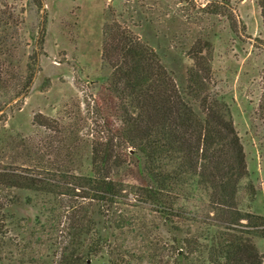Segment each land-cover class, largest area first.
Here are the masks:
<instances>
[{
  "label": "rangeland",
  "instance_id": "rangeland-1",
  "mask_svg": "<svg viewBox=\"0 0 264 264\" xmlns=\"http://www.w3.org/2000/svg\"><path fill=\"white\" fill-rule=\"evenodd\" d=\"M43 2L44 8L39 11L30 0H0L7 15H13L5 34L14 33L8 43L16 42L17 47L12 56L16 65H10L14 84L26 74L29 54L46 20L44 52L34 80L25 94L0 112L1 167L32 168L35 164L54 172L89 169L86 99L93 101L111 75V68L102 60L103 28L106 23L116 22L155 48L180 86L185 85L193 64L191 47L200 40L212 44L218 86L230 96L232 117L258 189L253 210L264 214V137L255 127L260 123L256 100L264 85V48L256 41L264 39V27L257 0ZM216 2L225 4V13L214 15L206 9L207 4ZM19 13L20 18L24 17L22 24L15 21ZM5 30L0 32V39ZM4 90L0 89V100L7 97ZM69 152L73 163L61 162L58 167L55 162L63 161ZM132 159L118 171L117 178L123 181L122 198L93 206L94 219L108 241L97 256L84 255L86 264H198L196 239L209 225L208 219L199 221L198 216L203 219L213 214L207 200L180 198L182 215L174 217V222L166 221L154 206L142 200L140 193L147 184V175L141 156L134 155ZM11 195L12 202L0 196V219L4 213L9 215L0 235L13 242L0 251V264H19L12 256L22 255L36 257V264H58L65 234L63 209L57 208L55 218L43 225L48 215V197L23 189H14ZM29 195L30 203L26 201ZM119 214L126 217L124 228L116 226ZM183 237L194 240L192 248L179 250L175 239ZM31 240L32 244L23 248ZM256 242L264 254V239L257 238ZM179 252L185 256L182 258Z\"/></svg>",
  "mask_w": 264,
  "mask_h": 264
},
{
  "label": "trees",
  "instance_id": "trees-1",
  "mask_svg": "<svg viewBox=\"0 0 264 264\" xmlns=\"http://www.w3.org/2000/svg\"><path fill=\"white\" fill-rule=\"evenodd\" d=\"M30 1L39 11L43 10V0ZM257 3L264 27V0ZM2 8L0 5V32L13 17ZM225 8L221 2L206 5L214 15L225 13ZM20 13L15 21L22 24L24 17L20 18ZM45 26L44 19L28 57L26 74L18 84L13 83L10 68L17 62L12 61L16 42L8 43L14 33L6 36L5 30L0 39V89H5L7 96L0 100V112L30 88L44 52ZM103 34L102 60L111 68V75L93 101L86 99L89 169L74 172L57 168L60 170L54 172L35 164L20 169L0 165V196L9 197L7 201L12 202L13 190L23 189L48 197L50 204L43 225L55 218L57 208H62L66 221L58 264H86L84 255L97 256L108 241L94 219L93 206L122 198L123 181L117 178L118 171L132 163L134 155H140L147 175L141 198L166 221L174 222V217L182 215L180 198L207 200L213 214L203 219L198 216L199 221L209 220L207 229L200 231L196 239L198 264H262L264 254L256 239H264V214L253 210L258 189L232 117L230 96L218 86L212 44L200 40L191 47L193 64L187 71L185 85L180 86L155 48L129 29L116 22L106 23ZM256 41L264 48V39ZM256 101L260 123L255 127L264 137V85ZM68 162L73 163L70 152L55 164L60 167ZM50 197L55 199L51 201ZM31 200L27 196L26 201ZM4 214L0 229L8 222L9 215ZM126 225V217L119 214L116 226ZM175 240L181 251L194 245L189 237ZM28 244L32 240L23 248ZM12 245V239L0 235V251ZM179 255L183 258L185 253ZM12 257L19 264H36L34 256Z\"/></svg>",
  "mask_w": 264,
  "mask_h": 264
}]
</instances>
